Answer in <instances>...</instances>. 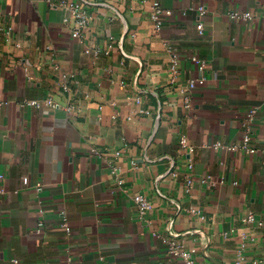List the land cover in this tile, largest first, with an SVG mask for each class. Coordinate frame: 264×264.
Returning a JSON list of instances; mask_svg holds the SVG:
<instances>
[{
	"label": "crops",
	"instance_id": "obj_1",
	"mask_svg": "<svg viewBox=\"0 0 264 264\" xmlns=\"http://www.w3.org/2000/svg\"><path fill=\"white\" fill-rule=\"evenodd\" d=\"M152 1L0 0V264H264V0Z\"/></svg>",
	"mask_w": 264,
	"mask_h": 264
},
{
	"label": "built area",
	"instance_id": "obj_2",
	"mask_svg": "<svg viewBox=\"0 0 264 264\" xmlns=\"http://www.w3.org/2000/svg\"><path fill=\"white\" fill-rule=\"evenodd\" d=\"M197 10H198V16L200 17L204 13L205 8H204V6H198ZM171 14H172L171 10L164 9L158 0H153L151 2V7H150V19L152 21L153 29L155 31L161 30L164 19L170 17ZM72 15L74 16V18L76 20L75 26L72 30V36L73 37H80L82 30L88 24L89 17L87 16L86 11H84V10L79 11L78 9L73 10ZM228 16L232 20H247V19L251 18L250 12H239V11H232V12L228 13ZM199 17H198V20L196 22L195 27H196L198 35L202 36L204 33V24L200 20ZM177 61H178L177 58H175L174 55H172V68H173L172 73H173V75H172V78L170 79L171 83H175V81H176V77H177V73H178ZM191 61L197 66L198 70L201 71L204 69V67H205V61L204 60L193 56L191 58ZM205 80H206V78L204 76L190 78L187 80V86L190 89L194 88V87H199L205 83ZM64 89H67V86H64ZM26 103L28 105L35 106L37 108H41V107L52 108V107H54V103L50 99L45 100L43 103H39V102L34 101V100H29ZM0 105H1V102H0ZM21 105L22 104L20 103L19 106H21ZM256 112L257 111H256L255 107L250 108L246 111L245 120H244V124L246 125V132L244 133L242 140L239 144H235L232 146H224L221 143L217 142L215 144V146H218L221 148L225 147L228 150L240 149V150H243L247 153H254L256 151V149L250 145L251 136H250V129L249 128L255 119ZM182 146H185L184 141H182ZM188 167L190 168L191 164H188ZM114 172H115V170L112 169V173H114ZM2 180H3V174L0 173V195L3 193V189L1 186ZM210 182L214 183L215 181L212 178H210ZM132 201L134 202V204L136 206L137 214L140 218L143 217L145 215V213L147 211H149L152 207L151 202L142 194H135L132 197ZM245 220L248 222H251L253 220V215L251 213L247 214L245 216ZM41 225H42V223L38 222V229H40ZM60 226L62 228H64L66 233H69L70 228H69L65 218H62V220L60 221ZM152 235L157 236L155 232H152ZM166 252L170 256L179 260L180 264H194V259H193L192 255L190 254V252H188L184 248V246L179 242H176L174 240L166 241ZM242 259H243L242 253L240 250V252L236 253V264H239ZM12 261H13V264H17L16 260H12Z\"/></svg>",
	"mask_w": 264,
	"mask_h": 264
}]
</instances>
